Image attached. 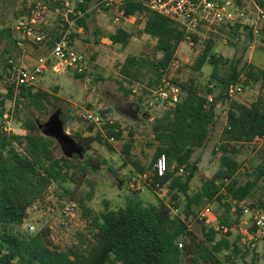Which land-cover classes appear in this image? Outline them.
I'll list each match as a JSON object with an SVG mask.
<instances>
[{"label":"trees","instance_id":"1","mask_svg":"<svg viewBox=\"0 0 264 264\" xmlns=\"http://www.w3.org/2000/svg\"><path fill=\"white\" fill-rule=\"evenodd\" d=\"M6 1L10 0H0ZM42 1L49 9L58 5V0ZM91 1L83 0L80 6L85 8ZM254 1L264 5V0ZM34 3L27 9V16ZM137 13L145 18L143 32L156 42L139 55L126 56L119 73L128 83L144 85L147 80L146 85L151 87L158 84L186 33L165 16L139 2L126 0L124 16L128 18ZM89 16L86 14L78 21L76 30L79 27L86 29ZM221 25L237 34L238 23ZM59 27L62 29V25ZM260 30L258 37L264 42V23ZM58 32L56 30L51 35L54 37ZM190 35L194 36L193 33ZM108 37L113 43L125 45L131 34L117 28ZM11 45H15V40L9 27H0V78L3 74L9 75L12 67L9 63ZM205 64L211 67L209 84L212 87L206 85L203 90L193 79L173 80L181 88L180 101L153 119L152 133L157 142L153 165L156 158L164 154L167 170L162 177L153 174L149 177L151 181L146 178L142 183L156 196V203H143L138 197L139 190H133L122 206L105 208L90 217L80 202L84 214L90 217L85 224L89 238L85 240V234H80V241L67 248L53 244L48 228L27 234L18 226L25 220L27 210L52 185L63 188L71 196L72 191L63 187L64 184L69 180L76 183L89 169H98L100 163L92 157L74 159L65 154L56 155L57 139L46 131L50 127L51 132L61 128L64 138L74 145L80 156L90 150L93 142L111 149L108 139L121 136L120 130H114L118 124L113 122L105 126L106 138L80 132L66 135L61 121L43 124L32 112H41L54 105L56 96L34 86L16 87L13 83H5L0 87V264H238L237 259H243L247 250H241L236 240L229 239L231 228L238 222V219L231 220L229 212L234 206L235 214L241 217L239 202L244 201L259 183L260 196L247 205L264 211V162L253 167V180L239 184L234 177L239 163L233 154L237 144L257 138L262 139L259 152L264 156V96L257 95L249 103L235 100L229 103L226 124L217 147L220 167L193 192L189 191V184L197 165L191 157L195 149L205 145L215 121V105L228 98L229 86L240 82L242 76L245 83L248 80L264 82V68L252 63L241 64V59L235 56L224 57L215 50L211 39L205 40L192 69L201 70ZM82 75L75 72L76 78ZM213 87L219 89L216 95H213ZM129 92V89L125 90L126 95ZM210 95H213L212 102L207 101ZM7 99L13 101L16 111L19 106L26 110L21 120V133L3 130ZM130 147L129 143L124 145L125 160L133 164L139 174L145 173L140 163L131 159ZM180 169L183 173L175 175ZM167 182L168 204L155 193L156 183L163 186ZM213 200L224 206L223 212L217 216L218 227H208L204 220L190 227L186 221L195 217V208ZM250 229L254 231L256 228L251 226ZM262 239L264 241V236ZM249 264H256V259Z\"/></svg>","mask_w":264,"mask_h":264},{"label":"rangeland","instance_id":"2","mask_svg":"<svg viewBox=\"0 0 264 264\" xmlns=\"http://www.w3.org/2000/svg\"><path fill=\"white\" fill-rule=\"evenodd\" d=\"M37 0H10L0 2V27H9L15 45L9 46L10 57L14 63H19L21 54L37 59L50 51L51 45L46 39L38 44L31 43L21 38V45L16 43L18 34L12 29L22 18L27 16V9ZM42 1V0H38ZM237 5L245 6L246 15L252 25L239 24L237 34L226 29L221 24H212L209 27H200L195 36L185 39L178 45L173 58L168 63L163 75L171 80L185 81L193 79L205 90L209 84L211 67L205 64L201 70L192 69V64L203 48L205 40L211 39L215 50L226 58L241 59L243 62L252 63L259 68H264V42L258 37L261 31L262 21L258 20V5L254 0H231ZM240 1V3H239ZM43 2V1H42ZM87 7H91V3ZM50 8L45 13L46 24L42 29L48 34L59 31L61 23L59 17ZM86 20V29L77 28L72 46L83 55L85 70L80 78L75 77L72 70L60 74H54L47 69L33 85L34 88L47 91L57 99L54 105L48 106L44 111H32L43 124L49 123L52 117L54 121H61L64 134L71 135L80 132L83 135H99L106 138V129H100L84 120L82 114L91 110L99 114L104 122L111 125L117 122L121 136L118 139H109L111 149L93 142L90 150L85 154L78 155L74 145L68 146L67 138L57 140L55 146L56 155L65 154L69 157L80 159L92 157L95 162L100 163L98 169H89L85 177L77 179L76 183L70 180L63 187L72 191L71 196L63 191V188L52 185L43 197L35 202L28 210L27 216L18 226L22 233L33 234L49 229V237L53 244L60 248L70 247L77 244L80 234L89 238L85 224L91 216H95L105 208H118L122 206L126 197L136 189L133 183L140 184L138 197L145 204L156 203V196L140 183L139 173L135 166L125 160L123 149L129 143L130 157L143 167V172L151 174L153 171V156L157 142L152 133V122L160 116L165 109L158 105L149 106L152 98L151 89L154 86L131 84L125 81L119 73L121 63L128 55H139L144 49L152 47L156 40L143 32L145 18L143 14H134L129 18H120L116 24L109 19H103L99 14L90 10ZM253 27L258 32H253ZM117 28H122L131 34L127 44L113 43L109 40V34ZM4 62V61H3ZM4 75V74H3ZM6 75V74H5ZM244 76L240 78L242 90L228 95L224 101H218L215 105V121L211 125L209 135L204 146L194 150L191 159L196 163L197 169L189 184V191L197 190L204 180L211 177L220 167V151L217 149L222 130L226 124L229 103L232 100L249 103L257 95L264 96V82H243ZM159 82V81H158ZM157 82V83H158ZM130 90L126 95L125 90ZM213 95L219 91L213 87ZM134 90V91H133ZM6 112L9 114L10 130L8 132H23L21 120L24 119L23 107L18 111L14 109L12 100H5ZM3 121V118H2ZM91 126V129H89ZM47 133L51 132V127ZM262 139L255 138L251 142L240 143L235 146L234 158L239 163V169L235 178L239 184L247 180H253V167L264 162V156L259 151ZM179 170L177 174H182ZM78 176V175H77ZM76 176V178H78ZM123 180L119 183L120 180ZM120 184V185H119ZM260 184L254 188L251 194L243 201L251 203L260 196ZM168 182L161 190L160 199L169 203L167 194ZM158 196L159 192H155ZM224 201V200H223ZM69 202H74L76 207L72 216H66L62 208ZM90 213L86 216L83 208ZM206 205V204H204ZM195 208V214L203 207ZM211 214L205 224L208 227H218L217 216L224 210L222 202L213 200L209 203ZM239 206V205H238ZM177 212V211H175ZM231 220L238 219L236 225L231 228V241L236 240L241 250H247L243 259H237L238 264H249L254 258L256 264H264V241L262 236H254L248 216L235 214L232 206L229 212ZM199 223L195 218L191 220L190 227ZM32 226V228H30ZM264 230V228H263ZM238 236V238H236ZM218 237V236H217Z\"/></svg>","mask_w":264,"mask_h":264},{"label":"built area","instance_id":"3","mask_svg":"<svg viewBox=\"0 0 264 264\" xmlns=\"http://www.w3.org/2000/svg\"><path fill=\"white\" fill-rule=\"evenodd\" d=\"M143 4L146 8L162 15L177 24L186 33V37L190 39V33H196L200 27H209L212 24H246L252 25L246 15V8L242 5H237L231 0H133ZM83 0H58V5L53 10L61 20L62 29L54 37L42 29L43 24H46L45 13L49 11L48 6L42 1H35L31 13L20 19L14 26L13 30L18 34L16 43L21 45V38L31 43L38 44L45 39L51 42L50 51L42 56H39L34 63L27 67L14 63L9 59L12 67L9 75H3L0 78V87L5 83H13L17 86H33L36 81L44 75L47 69L54 74H60L72 70L76 73H82L85 70V61L83 55L80 54L73 46V32L77 27V23L90 10H95L103 19L111 20V23L116 24L120 18L124 16L126 0H92L91 7H82L80 4ZM129 18V17H128ZM258 20L264 23V5L258 7ZM253 32L257 33L258 29L253 27ZM212 87V84L209 85ZM239 82L232 84L228 88V95L231 96L237 91H241ZM134 91V90H133ZM152 98L148 105H158L162 109H168L175 106L181 99V88L174 83L171 78L162 75L158 84L150 90ZM208 102L213 101V95L207 98ZM82 117L87 122L100 128L106 129V124L103 118L91 110L83 112ZM9 114H3V130H10ZM112 139V138H110ZM109 140V139H108ZM151 174H139L141 180L149 179L150 175L156 174L162 177L167 170V162L164 154H160L153 165ZM182 170V169H180ZM149 181H151L149 179ZM136 189L141 188L139 182L133 183ZM160 197L161 190L165 186L155 184ZM76 204L74 202L67 203L62 212L66 216H72ZM239 208L242 215L248 216V221L254 226V236H264V211L257 207H249L243 201L239 202ZM211 214L209 204L204 205L196 213L195 220L206 221ZM192 219L187 220L190 226ZM32 228V226H30ZM181 246V243L178 244Z\"/></svg>","mask_w":264,"mask_h":264},{"label":"crops","instance_id":"4","mask_svg":"<svg viewBox=\"0 0 264 264\" xmlns=\"http://www.w3.org/2000/svg\"><path fill=\"white\" fill-rule=\"evenodd\" d=\"M35 60V58L29 57L27 54L22 53L20 61L17 64L29 67L34 63Z\"/></svg>","mask_w":264,"mask_h":264},{"label":"water","instance_id":"5","mask_svg":"<svg viewBox=\"0 0 264 264\" xmlns=\"http://www.w3.org/2000/svg\"><path fill=\"white\" fill-rule=\"evenodd\" d=\"M50 120H51L52 123L55 122V121H54V117H52ZM45 124H46V123H45ZM59 125H60V123H59ZM54 128H55V127H54ZM56 128H57V127H56ZM51 135H54L55 138H56L59 142L61 141V139L64 138V136L62 135V129H61V128H60L59 130H57V129H53Z\"/></svg>","mask_w":264,"mask_h":264},{"label":"flooded vegetation","instance_id":"6","mask_svg":"<svg viewBox=\"0 0 264 264\" xmlns=\"http://www.w3.org/2000/svg\"><path fill=\"white\" fill-rule=\"evenodd\" d=\"M68 146H71V143L67 141Z\"/></svg>","mask_w":264,"mask_h":264}]
</instances>
